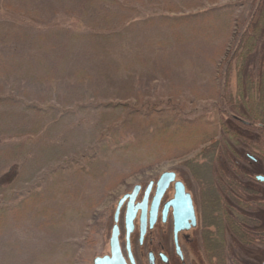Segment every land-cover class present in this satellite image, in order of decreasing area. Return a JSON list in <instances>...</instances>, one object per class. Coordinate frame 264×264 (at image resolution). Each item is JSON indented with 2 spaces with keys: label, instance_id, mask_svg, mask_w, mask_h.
Here are the masks:
<instances>
[{
  "label": "rangeland",
  "instance_id": "1",
  "mask_svg": "<svg viewBox=\"0 0 264 264\" xmlns=\"http://www.w3.org/2000/svg\"><path fill=\"white\" fill-rule=\"evenodd\" d=\"M261 104L264 0H0V264H91L165 172L211 248L213 206L248 221L226 264H264Z\"/></svg>",
  "mask_w": 264,
  "mask_h": 264
},
{
  "label": "flooded vegetation",
  "instance_id": "2",
  "mask_svg": "<svg viewBox=\"0 0 264 264\" xmlns=\"http://www.w3.org/2000/svg\"><path fill=\"white\" fill-rule=\"evenodd\" d=\"M161 175L145 185L133 186L116 202L105 243L106 252L94 256L91 264H211L215 261L209 245L212 244L211 233L206 226L198 230L191 194L175 174L174 181L163 188V184L159 185ZM175 183H181L184 193L190 196L195 225L187 230L185 226L189 220ZM196 230L202 236L200 252L194 246L198 241ZM188 245L192 253L190 259ZM197 253L203 255L204 262L198 259ZM224 253L227 260L225 250Z\"/></svg>",
  "mask_w": 264,
  "mask_h": 264
},
{
  "label": "trees",
  "instance_id": "3",
  "mask_svg": "<svg viewBox=\"0 0 264 264\" xmlns=\"http://www.w3.org/2000/svg\"><path fill=\"white\" fill-rule=\"evenodd\" d=\"M259 106H263L262 109L264 110V105L263 104H261ZM263 112L260 113V114L257 113V112H254V114L252 112H248L247 113V117L250 118V120H249V118H248V120L251 121V123L257 124V131L259 133L264 131V113ZM240 116L241 115H239V114L235 115L231 119V121L234 122V123H238V124L242 125L245 129L249 130L251 128L250 127L251 124L249 125V123H246V124L240 123L238 121V118H240ZM178 127H180V125ZM251 129H253V128H251ZM223 130L225 131V128ZM224 133H222V134L224 135ZM226 133H227V131H226ZM232 136H233V134H232ZM224 137H226V136H224ZM233 137L236 138V136H233ZM212 154H213V150H212ZM0 155H2V154L0 153ZM211 160H209L208 164L211 163ZM215 200L217 201L218 199H215ZM212 202H213V199H212ZM210 207L211 206H209V208ZM215 207H216V205L213 206V210H214L213 213H217L216 215L219 214L217 217L220 219V222L218 220H216V222H215V219H213V221L215 223L212 222V223H209L208 225L212 224V225L216 226V228L218 229V231H217V235L218 236L217 235L216 236L218 237L217 243H219V244H216V249L214 247H212L211 258L215 259L216 263H218V264H226L227 263L226 255H225L224 250L222 248V247H224V245L221 243V239H223V233L226 234V230H228L229 234L231 233L233 238L238 243H240L242 245H248V244L250 245V243L252 241L251 242H247L246 241V240H248L247 237L250 236V235H249V233L247 231H245V228H244L245 225H243V224H246L248 222L247 220H245V219H243L241 217H238V218H240L239 220H240L241 224H238V220H236V221L234 220V222H236L237 224L233 223V222L230 223L229 220H228L229 219L228 216L226 214H224V212L222 210H218V208L216 209ZM1 217H2V215H1V210H0V219H1ZM0 222H1V220H0ZM217 224H219V225H217ZM222 224H225V225H222ZM217 245H218V247H217ZM217 249H218V251H217Z\"/></svg>",
  "mask_w": 264,
  "mask_h": 264
},
{
  "label": "water",
  "instance_id": "4",
  "mask_svg": "<svg viewBox=\"0 0 264 264\" xmlns=\"http://www.w3.org/2000/svg\"><path fill=\"white\" fill-rule=\"evenodd\" d=\"M174 174L173 173H168L165 172L161 175L160 177V181H159V185H162L163 188H166V186L170 183L174 181ZM255 180L259 183H264V178L259 176L256 177ZM175 187L178 190L179 196L181 197V199H183V203L185 206V213H187V220H189V224H187L185 226L186 230L190 228V226H194L195 225V217H194V213H193V209H192V205L190 202V196L188 194L184 193V188L182 186L181 183H175ZM186 219V218H185Z\"/></svg>",
  "mask_w": 264,
  "mask_h": 264
}]
</instances>
